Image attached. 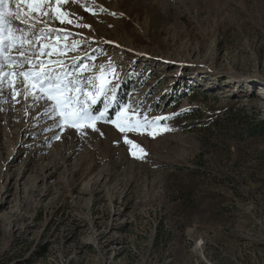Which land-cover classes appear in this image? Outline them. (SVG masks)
<instances>
[{
    "label": "rangeland",
    "instance_id": "rangeland-1",
    "mask_svg": "<svg viewBox=\"0 0 264 264\" xmlns=\"http://www.w3.org/2000/svg\"><path fill=\"white\" fill-rule=\"evenodd\" d=\"M61 7L90 25L49 21L72 33L57 45L80 44L66 63L115 65L110 115L129 105L149 119L171 118L157 122L154 136L127 133L143 149L134 156L114 125L97 123L103 136L61 134L43 105L15 103L6 90L0 264H264V135L231 136L264 118V0ZM123 83H131L126 102L117 96Z\"/></svg>",
    "mask_w": 264,
    "mask_h": 264
},
{
    "label": "snow or ice",
    "instance_id": "snow-or-ice-1",
    "mask_svg": "<svg viewBox=\"0 0 264 264\" xmlns=\"http://www.w3.org/2000/svg\"><path fill=\"white\" fill-rule=\"evenodd\" d=\"M21 3L28 6L27 11L21 8ZM62 3L67 0H17L13 11L7 6L8 0H0V103L7 102L4 99L7 90L15 103L20 102L16 99L20 96L24 101L31 100V107L43 105V114L53 120L52 127L60 129L61 134L75 130L87 135L85 129H90L103 136L97 123L112 124L124 134V142L131 146L132 155H136L134 149L143 152L127 133L142 134L151 130L149 134L154 136L157 122L171 117L149 119L129 105H119L114 115H110L109 109L118 103L116 86L107 78L108 73H114L115 65L109 62L108 65L85 67L84 57H73L71 64L66 63L65 54L76 51L80 44L72 41L62 47L57 45L55 41H67L72 33L51 27L49 21L58 20L60 24L77 27L90 25H80L78 18H71L72 14L62 10ZM38 24L43 27L37 31ZM89 59L94 57L89 56ZM85 72L92 74L86 76ZM13 77L22 78V88L15 87Z\"/></svg>",
    "mask_w": 264,
    "mask_h": 264
},
{
    "label": "trees",
    "instance_id": "trees-1",
    "mask_svg": "<svg viewBox=\"0 0 264 264\" xmlns=\"http://www.w3.org/2000/svg\"><path fill=\"white\" fill-rule=\"evenodd\" d=\"M131 83H124L119 87V92H117V96L120 97V94L123 92V98H121V102H126L128 95L131 92ZM236 131L234 135H231L236 139H245L252 136L264 135V118L247 121L240 131L237 128H234Z\"/></svg>",
    "mask_w": 264,
    "mask_h": 264
}]
</instances>
